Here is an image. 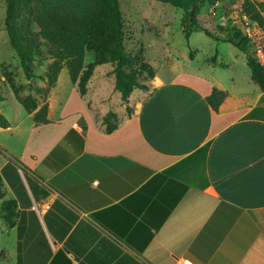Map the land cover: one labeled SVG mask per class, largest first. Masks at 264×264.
Returning a JSON list of instances; mask_svg holds the SVG:
<instances>
[{
    "label": "crops",
    "instance_id": "obj_1",
    "mask_svg": "<svg viewBox=\"0 0 264 264\" xmlns=\"http://www.w3.org/2000/svg\"><path fill=\"white\" fill-rule=\"evenodd\" d=\"M216 49L204 62L223 71L155 75L121 101L110 133L106 109L56 117L59 76L48 123L22 129L15 98L12 115L0 107V204L16 202L12 226L0 213V254L15 264H264V90L245 54L224 62L231 50ZM213 87L226 92L216 111Z\"/></svg>",
    "mask_w": 264,
    "mask_h": 264
},
{
    "label": "trees",
    "instance_id": "obj_2",
    "mask_svg": "<svg viewBox=\"0 0 264 264\" xmlns=\"http://www.w3.org/2000/svg\"><path fill=\"white\" fill-rule=\"evenodd\" d=\"M182 8V33L186 40L194 29L203 31L216 41L227 42L242 51L251 74V80L264 90V64L259 60L251 37L236 26H218V33L201 26L198 13L204 3L214 4L222 0H157ZM243 14L256 24L259 35H264V1L243 0ZM4 28L8 41L15 50L27 79L26 85L11 82L13 97L24 111L32 114L36 124L48 123V104L40 105L38 97L45 98L55 85L63 67L77 92L84 96L89 88L95 68L109 64V75L113 76L114 90L127 103L135 90L148 91L147 82L156 75L155 68L139 52L128 53L125 48V21L119 0H5ZM45 46V49L42 48ZM93 52V60L85 63V52ZM190 57L192 52L189 53ZM215 54L207 61L215 62ZM37 58L52 59L40 79L46 86H34L36 77L34 62ZM27 93L22 94L24 90ZM226 92L213 87L206 101L216 111ZM2 98L0 97V100ZM130 113V107L126 106ZM117 113L108 111L102 116L107 133L116 127ZM0 126L8 121L0 113ZM3 195L0 175V197ZM16 202L3 200L0 213L6 223L14 224Z\"/></svg>",
    "mask_w": 264,
    "mask_h": 264
},
{
    "label": "rangeland",
    "instance_id": "obj_3",
    "mask_svg": "<svg viewBox=\"0 0 264 264\" xmlns=\"http://www.w3.org/2000/svg\"><path fill=\"white\" fill-rule=\"evenodd\" d=\"M264 1V0H261ZM243 0H222L214 4L204 3L198 13V22L201 26L218 33V26H236L244 34L251 37L255 52H260L264 46L257 44L259 30L256 24L250 21L242 12ZM120 7L125 21V48L128 53L139 52L143 55L156 70V75L163 78L175 75L202 74L206 77L208 73L223 71L219 67L205 64V59L215 54V47L218 49L231 50L223 56V61L230 60L234 54H238L242 60L244 53L227 42L216 41L207 36L203 31L194 29L188 40L182 33L183 9L171 6L157 0H119ZM5 0H0V107L4 114L12 115L13 91L11 82L26 85L25 78L19 59L15 50L8 41L4 28ZM45 49V46H42ZM217 50V49H216ZM190 52L192 57L190 58ZM93 60V52L86 51L84 62ZM52 59L37 58L34 62L35 72L38 77L32 80L34 86H46L45 80L39 78L47 70ZM111 70L109 64H102L95 68L89 91L81 96L69 78L66 67H63L59 74V85L61 92H58L57 114H66L68 119L75 118L78 114L88 118L94 117V110L106 109V111L118 112L122 108L121 95L113 89V76L108 72ZM208 72V73H207ZM152 79L147 82L152 85ZM98 92V93H96ZM139 92L135 89L131 96ZM27 93L25 89L22 94ZM48 96V94H47ZM46 96V97H47ZM46 97H38L39 103H44ZM11 112V113H10ZM2 113V114H3ZM22 109L19 119H22L20 127L25 129L32 124L33 119L27 116ZM0 137L5 140L3 133ZM26 137V132L14 141L13 149L17 150ZM12 144V143H11ZM4 237L0 234V248H2ZM0 264H15L12 255L5 259L0 254Z\"/></svg>",
    "mask_w": 264,
    "mask_h": 264
},
{
    "label": "built area",
    "instance_id": "obj_4",
    "mask_svg": "<svg viewBox=\"0 0 264 264\" xmlns=\"http://www.w3.org/2000/svg\"><path fill=\"white\" fill-rule=\"evenodd\" d=\"M178 264H192V263L187 260H178Z\"/></svg>",
    "mask_w": 264,
    "mask_h": 264
}]
</instances>
